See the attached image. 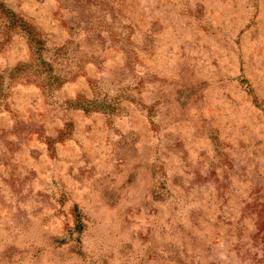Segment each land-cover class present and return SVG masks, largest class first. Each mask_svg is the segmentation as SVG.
<instances>
[{"label":"rangeland","instance_id":"obj_1","mask_svg":"<svg viewBox=\"0 0 264 264\" xmlns=\"http://www.w3.org/2000/svg\"><path fill=\"white\" fill-rule=\"evenodd\" d=\"M0 2V264H264V0Z\"/></svg>","mask_w":264,"mask_h":264},{"label":"trees","instance_id":"obj_2","mask_svg":"<svg viewBox=\"0 0 264 264\" xmlns=\"http://www.w3.org/2000/svg\"><path fill=\"white\" fill-rule=\"evenodd\" d=\"M0 14L8 20V26L18 27L22 31H24L27 35L30 44L34 48V51L42 55L44 51V40L40 38L38 32L35 31V28L31 23L18 16L11 8L5 6V4L2 2H0ZM42 63L46 64L47 66L49 65V62L44 58L42 59ZM47 70H49L51 73L52 68L49 67L47 68ZM51 76L54 77V74L51 73ZM70 106H79L83 110L89 111V109L79 100L71 102ZM192 256L194 257V254H192Z\"/></svg>","mask_w":264,"mask_h":264}]
</instances>
